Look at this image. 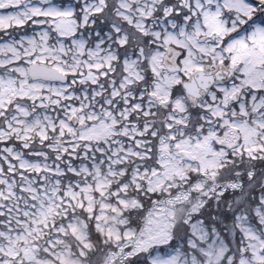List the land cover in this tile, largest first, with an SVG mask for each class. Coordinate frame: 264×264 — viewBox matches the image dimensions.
I'll use <instances>...</instances> for the list:
<instances>
[{"label": "snow or ice", "instance_id": "obj_1", "mask_svg": "<svg viewBox=\"0 0 264 264\" xmlns=\"http://www.w3.org/2000/svg\"><path fill=\"white\" fill-rule=\"evenodd\" d=\"M0 264H264V0H0Z\"/></svg>", "mask_w": 264, "mask_h": 264}]
</instances>
